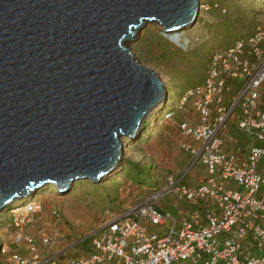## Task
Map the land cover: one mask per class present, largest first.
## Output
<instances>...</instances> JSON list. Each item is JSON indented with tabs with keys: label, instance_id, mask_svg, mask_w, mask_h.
Instances as JSON below:
<instances>
[{
	"label": "water",
	"instance_id": "1",
	"mask_svg": "<svg viewBox=\"0 0 264 264\" xmlns=\"http://www.w3.org/2000/svg\"><path fill=\"white\" fill-rule=\"evenodd\" d=\"M200 4L0 0V212L45 185L66 194L116 169L124 140L167 97L128 43L148 24L192 27Z\"/></svg>",
	"mask_w": 264,
	"mask_h": 264
},
{
	"label": "built area",
	"instance_id": "2",
	"mask_svg": "<svg viewBox=\"0 0 264 264\" xmlns=\"http://www.w3.org/2000/svg\"><path fill=\"white\" fill-rule=\"evenodd\" d=\"M245 24L227 48L210 53L203 79L178 98L180 107L189 104L178 124V147L189 158L184 170L167 173L126 209L107 210V219L86 235L89 254L61 262L38 251L23 229L41 208L32 198L9 212L18 228L15 243L25 242L27 250H4L0 264H264V16ZM229 122L249 140L242 156L225 146ZM195 166L203 171L188 184L185 175ZM169 194L175 214L161 205ZM51 215L58 220V211ZM157 225L163 226L149 229ZM40 242L49 248L54 239L42 235Z\"/></svg>",
	"mask_w": 264,
	"mask_h": 264
},
{
	"label": "rangeland",
	"instance_id": "3",
	"mask_svg": "<svg viewBox=\"0 0 264 264\" xmlns=\"http://www.w3.org/2000/svg\"><path fill=\"white\" fill-rule=\"evenodd\" d=\"M200 3L204 7L200 8L192 27L166 33L161 26L148 24L133 42L128 43L137 60L160 76L167 88L166 100L152 112L139 136L124 144L123 157L113 174L99 182L78 180L66 194L50 189L51 185L35 192L34 200L41 208L23 229L33 236L38 251L57 254L59 262L88 255L91 237L86 235L107 219V210L116 213L126 209L151 187L160 184L167 173L184 170L189 158L184 159L178 154L181 150L178 147L181 140L178 124L189 104L180 107L174 94L203 79L210 53L227 48L246 21L264 16V0H200ZM214 4L225 8L226 12L221 13L212 7ZM196 39L197 43L194 42ZM189 41L193 44L186 48L182 42ZM259 91L264 95V85ZM167 108H170L171 115L165 118ZM186 140L193 143L189 138L182 141ZM196 168L198 166L185 175V182L199 175L194 174ZM174 200L169 194L161 203L173 214L175 211L171 205ZM11 210L6 208L0 212V258L6 249H17L22 253L27 250L25 242L15 243L18 228L13 223V216L5 221ZM53 210L58 211V220L51 215ZM171 224L172 221L168 220L164 227L169 228ZM162 226L149 229L159 230ZM42 235L54 239L49 248L41 244Z\"/></svg>",
	"mask_w": 264,
	"mask_h": 264
},
{
	"label": "crops",
	"instance_id": "4",
	"mask_svg": "<svg viewBox=\"0 0 264 264\" xmlns=\"http://www.w3.org/2000/svg\"><path fill=\"white\" fill-rule=\"evenodd\" d=\"M222 136L224 137V140H225V146L229 151L236 153L238 156H242V153L247 152V144L249 140L242 132H240L234 126L233 123L229 122L227 124L226 128L222 131ZM178 144H179V141H178ZM178 154H181L184 159L185 158L187 159L188 157V154L183 150H179ZM202 171H203V168L201 166H198L194 174H199ZM196 180H197V176L194 177V179L187 180L186 182L188 184H194Z\"/></svg>",
	"mask_w": 264,
	"mask_h": 264
},
{
	"label": "trees",
	"instance_id": "5",
	"mask_svg": "<svg viewBox=\"0 0 264 264\" xmlns=\"http://www.w3.org/2000/svg\"><path fill=\"white\" fill-rule=\"evenodd\" d=\"M208 62V61H207ZM206 65H207V63H206ZM206 65H205V69H206ZM199 83V82H198ZM195 84H197V83H195ZM195 84H193V85H195ZM193 85H191V86H193ZM190 86V87H191ZM187 88H189V87H187ZM174 95H176V98L175 99H178L179 97H180V95H181V92L179 93H177V94H174ZM170 108H167L165 111H168ZM54 190V189H53ZM27 199H29V198H27ZM27 202V200H22V202H19V201H15V202H13V203H10L8 206H7V208H10V207H12V206H14V205H18V206H21V205H23V204H25ZM18 203H21V204H18ZM10 215H9V217H7L6 218V220L5 221H9L10 220ZM0 260H1V258H0Z\"/></svg>",
	"mask_w": 264,
	"mask_h": 264
},
{
	"label": "bare ground",
	"instance_id": "6",
	"mask_svg": "<svg viewBox=\"0 0 264 264\" xmlns=\"http://www.w3.org/2000/svg\"><path fill=\"white\" fill-rule=\"evenodd\" d=\"M165 100H166V98H165ZM165 100H164V101H165ZM130 141H132V139H128V138H127V139L124 140V144L127 145ZM118 165H119V164H118ZM118 165H117V166H118ZM110 174H113V173L110 172ZM108 175H109V174H108ZM108 175H106V177H107ZM104 177H105V176H104ZM56 187H57V185L54 184V185H51V188H50V189L53 190V189H55ZM28 197H30L29 199H31L32 196H31V195H28V196H26V197H24V198L17 199V201H19V202H22V200H27V201H28V200H29V199H27ZM15 201H16V200H15ZM18 204H21V203H18ZM12 209H13V210H11V211H15V210H16L15 208H12Z\"/></svg>",
	"mask_w": 264,
	"mask_h": 264
}]
</instances>
